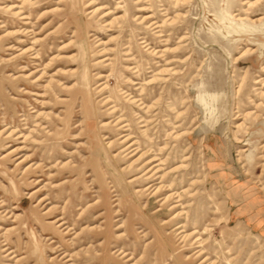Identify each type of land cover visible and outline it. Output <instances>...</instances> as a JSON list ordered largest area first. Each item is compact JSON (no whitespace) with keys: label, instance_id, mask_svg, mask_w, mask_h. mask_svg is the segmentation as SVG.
I'll list each match as a JSON object with an SVG mask.
<instances>
[{"label":"rangeland","instance_id":"374dc122","mask_svg":"<svg viewBox=\"0 0 264 264\" xmlns=\"http://www.w3.org/2000/svg\"><path fill=\"white\" fill-rule=\"evenodd\" d=\"M0 264H264V0H0Z\"/></svg>","mask_w":264,"mask_h":264}]
</instances>
